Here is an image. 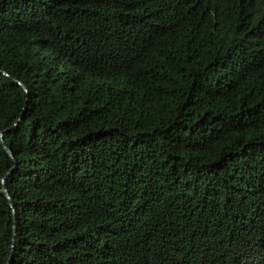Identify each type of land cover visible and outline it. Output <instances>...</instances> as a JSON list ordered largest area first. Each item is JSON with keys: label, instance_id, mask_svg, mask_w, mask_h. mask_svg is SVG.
<instances>
[{"label": "trees", "instance_id": "1", "mask_svg": "<svg viewBox=\"0 0 264 264\" xmlns=\"http://www.w3.org/2000/svg\"><path fill=\"white\" fill-rule=\"evenodd\" d=\"M0 264H264V0H0Z\"/></svg>", "mask_w": 264, "mask_h": 264}, {"label": "water", "instance_id": "2", "mask_svg": "<svg viewBox=\"0 0 264 264\" xmlns=\"http://www.w3.org/2000/svg\"><path fill=\"white\" fill-rule=\"evenodd\" d=\"M25 89V88H24ZM4 149H5V151L8 153V155L10 156V157H12V154L10 153V151L4 146ZM4 180H5V177H3V179H2V181L4 182ZM3 192H5V194L7 195V197H8V194H7V191H6V188H5V186H4V184H3ZM10 205H11V202H10Z\"/></svg>", "mask_w": 264, "mask_h": 264}]
</instances>
